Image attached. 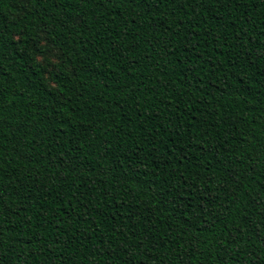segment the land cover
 Instances as JSON below:
<instances>
[{"label": "trees", "instance_id": "obj_1", "mask_svg": "<svg viewBox=\"0 0 264 264\" xmlns=\"http://www.w3.org/2000/svg\"><path fill=\"white\" fill-rule=\"evenodd\" d=\"M0 264H264V0H0Z\"/></svg>", "mask_w": 264, "mask_h": 264}]
</instances>
